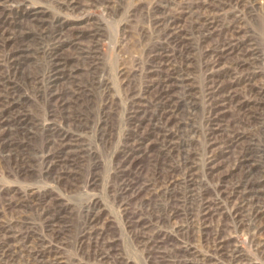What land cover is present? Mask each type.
Wrapping results in <instances>:
<instances>
[{
  "label": "rangeland",
  "instance_id": "rangeland-1",
  "mask_svg": "<svg viewBox=\"0 0 264 264\" xmlns=\"http://www.w3.org/2000/svg\"><path fill=\"white\" fill-rule=\"evenodd\" d=\"M0 264H264V0H0Z\"/></svg>",
  "mask_w": 264,
  "mask_h": 264
}]
</instances>
